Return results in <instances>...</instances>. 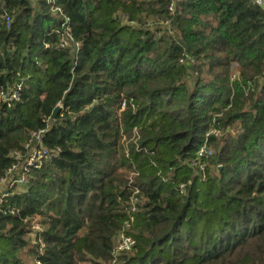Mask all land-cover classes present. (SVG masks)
Instances as JSON below:
<instances>
[{"label":"trees","instance_id":"16d2710c","mask_svg":"<svg viewBox=\"0 0 264 264\" xmlns=\"http://www.w3.org/2000/svg\"><path fill=\"white\" fill-rule=\"evenodd\" d=\"M56 3L79 49L47 0H0V182L34 132L50 153L0 195V264L109 261L124 230L116 264H264V9Z\"/></svg>","mask_w":264,"mask_h":264},{"label":"built area","instance_id":"2783aa9c","mask_svg":"<svg viewBox=\"0 0 264 264\" xmlns=\"http://www.w3.org/2000/svg\"><path fill=\"white\" fill-rule=\"evenodd\" d=\"M255 5L264 9V0H252ZM51 6V11L53 14L64 19L63 32H62V47H72L73 49H79L80 45L77 43L72 35V31L68 26L69 18L64 13L63 9L57 5L56 0H47ZM177 0H170L169 13L174 14L176 11ZM165 26H169L170 22L167 20L164 22ZM21 85L15 86L9 90L0 91V103L13 104L14 102L20 99ZM211 134H216L215 130L210 131ZM46 134V130H41L34 132L31 138L26 143L27 154L25 157L19 152H15L14 158L16 163L8 170L6 177L2 181L8 180L13 186H19L25 188L29 183L31 173L34 168H40L43 166L44 162L48 159L50 153L49 150L43 144V138ZM212 155V150L209 149L206 145L198 152V163L201 169H203L204 164L202 163V158L209 157ZM197 163V164H198ZM1 181V182H2ZM5 196V195H3ZM127 227L129 225L127 224ZM120 244L117 248L114 249V256L116 251H130L134 245V240L132 237L127 235L125 230L120 233L119 237Z\"/></svg>","mask_w":264,"mask_h":264},{"label":"rangeland","instance_id":"374dc122","mask_svg":"<svg viewBox=\"0 0 264 264\" xmlns=\"http://www.w3.org/2000/svg\"><path fill=\"white\" fill-rule=\"evenodd\" d=\"M129 142H137V138L135 136H133V138L130 141L124 140L125 145L127 146ZM136 177V174L134 172H130L129 173V182L132 183L134 181ZM23 188L19 187V186H13L8 180L6 181H2L0 182V195H7L10 191H20ZM135 201V200H134ZM42 219L41 218H37L36 221L32 222V230L33 231H40L46 228V226L41 224ZM120 244V239L117 238L115 241V248L118 247V245ZM128 253V251L123 252V251H116L115 252V256L113 254V259L109 260V261H90V262H83L81 264H116V260L118 259V257L124 255Z\"/></svg>","mask_w":264,"mask_h":264},{"label":"water","instance_id":"95a60500","mask_svg":"<svg viewBox=\"0 0 264 264\" xmlns=\"http://www.w3.org/2000/svg\"><path fill=\"white\" fill-rule=\"evenodd\" d=\"M59 111V107L56 109V112H58Z\"/></svg>","mask_w":264,"mask_h":264}]
</instances>
